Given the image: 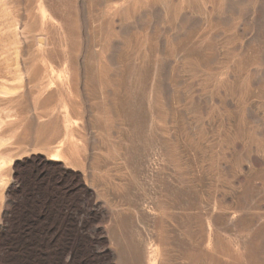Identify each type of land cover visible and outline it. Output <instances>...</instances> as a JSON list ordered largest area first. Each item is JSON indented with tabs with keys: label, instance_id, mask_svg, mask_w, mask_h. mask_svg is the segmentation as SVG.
<instances>
[{
	"label": "rangeland",
	"instance_id": "374dc122",
	"mask_svg": "<svg viewBox=\"0 0 264 264\" xmlns=\"http://www.w3.org/2000/svg\"><path fill=\"white\" fill-rule=\"evenodd\" d=\"M0 264H264V0H0Z\"/></svg>",
	"mask_w": 264,
	"mask_h": 264
},
{
	"label": "bare ground",
	"instance_id": "6f19581e",
	"mask_svg": "<svg viewBox=\"0 0 264 264\" xmlns=\"http://www.w3.org/2000/svg\"><path fill=\"white\" fill-rule=\"evenodd\" d=\"M99 182V181H98ZM139 249V248H138ZM122 259V258H121ZM123 259H124V257H123ZM141 261V260H140ZM139 262V261H138ZM146 262V261H145ZM142 263V262H141Z\"/></svg>",
	"mask_w": 264,
	"mask_h": 264
}]
</instances>
